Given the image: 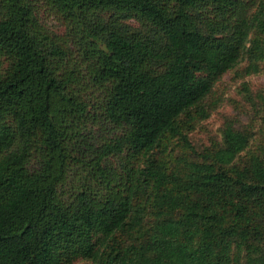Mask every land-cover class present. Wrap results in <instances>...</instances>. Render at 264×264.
I'll return each mask as SVG.
<instances>
[{
  "label": "trees",
  "instance_id": "obj_1",
  "mask_svg": "<svg viewBox=\"0 0 264 264\" xmlns=\"http://www.w3.org/2000/svg\"><path fill=\"white\" fill-rule=\"evenodd\" d=\"M243 59L264 0H0V264H264V128L189 137Z\"/></svg>",
  "mask_w": 264,
  "mask_h": 264
},
{
  "label": "rangeland",
  "instance_id": "obj_2",
  "mask_svg": "<svg viewBox=\"0 0 264 264\" xmlns=\"http://www.w3.org/2000/svg\"><path fill=\"white\" fill-rule=\"evenodd\" d=\"M44 22L53 32L62 33V26L53 16H47ZM245 64L243 59L224 74L206 98V103L213 107L211 113L189 134L196 148L201 149L220 140L221 130L226 123L236 127L249 126L257 133L255 137L258 141V132L264 128V106L260 100V97H264V73L243 75L241 70ZM74 264L90 263L77 261Z\"/></svg>",
  "mask_w": 264,
  "mask_h": 264
}]
</instances>
